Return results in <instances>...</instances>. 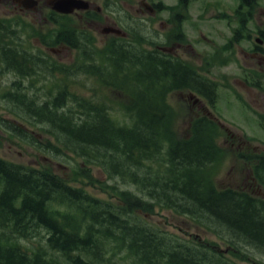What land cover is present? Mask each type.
<instances>
[{
  "label": "trees",
  "instance_id": "obj_1",
  "mask_svg": "<svg viewBox=\"0 0 264 264\" xmlns=\"http://www.w3.org/2000/svg\"><path fill=\"white\" fill-rule=\"evenodd\" d=\"M120 53L131 55L126 49ZM134 57L141 62L121 70L131 84V103L124 105L127 122L113 117L105 102L74 93L67 111L60 109V100L25 106L31 118L49 124L64 147L130 177L150 202L120 191L125 207L113 206L47 170L0 159V264H240L212 245L181 241L140 222L136 211L155 206L196 218L233 244L234 251L239 241L264 252L263 202L247 192L219 188L213 180L220 155L214 122L195 119L187 138L173 132L168 94L192 90L214 102L216 85L165 56ZM11 126L26 137L23 128ZM260 160L257 170L264 169Z\"/></svg>",
  "mask_w": 264,
  "mask_h": 264
},
{
  "label": "rangeland",
  "instance_id": "obj_2",
  "mask_svg": "<svg viewBox=\"0 0 264 264\" xmlns=\"http://www.w3.org/2000/svg\"><path fill=\"white\" fill-rule=\"evenodd\" d=\"M40 1L41 5L37 11L22 14L9 1H0V20L8 30H21L23 27L18 33L20 38L15 37L14 40L16 42L23 40L24 46L28 48L33 42L32 36L30 37L32 26L38 24L43 32L51 28L46 25V18H50L52 12H49L47 0ZM92 1L102 7L100 12L102 19H97L98 23L92 19L89 22V15L82 19L60 18L59 23L67 28L88 32L89 28H94V24L89 26L92 22L100 29L107 25L115 26L114 20L117 23L121 22L129 30L131 28V32L161 42L168 52L176 54L199 70L202 75L216 82L218 99L214 106L203 95L197 93L172 91L168 94L167 99L174 110L171 116L174 135L177 138L184 136L187 138L193 121L207 116L217 127L215 142L220 150L212 170L216 186L245 190L261 196L262 198L258 197L264 201V184L254 170V164L264 157V119L260 118L264 115V89L257 88L256 83L258 80L256 74L264 71V59L255 50L256 39L260 38L259 32L264 30V0H257V5L252 9L249 33L241 42L232 40L235 30L240 25L239 17L236 16L240 0H153L165 7L159 15L138 11L140 0ZM126 28L124 29L128 30ZM100 29L94 36L98 40V45L102 46L108 35L102 34ZM7 43L9 37L0 28V48ZM144 47L151 49L157 46L146 43ZM65 55L67 57L62 60L70 62L72 69L67 84L62 82L64 78L59 74H55L54 80L46 84L42 76L41 82L35 86L24 82L28 87L26 92L34 97L53 101L65 88L88 97L93 95L89 88L96 87L99 91V100L114 104L112 114L118 120L127 122V113L121 104L130 103L129 98L117 91L112 93L108 91L111 98L109 100L103 94L109 85L99 78L98 82L92 78V74L79 76L86 68L81 64L84 59L79 52L71 51ZM96 60L97 58L94 60L92 57L91 62L94 66L97 64ZM98 61L100 65L107 63L104 52L98 55ZM40 75H44V72L42 71ZM6 76L7 73L0 67V121L6 120L23 125L28 133L40 136L44 143L50 141L55 144L54 139L45 133L42 125L29 123L24 114H14V110L18 112L17 107L13 106L12 101L4 99L2 94L14 86V82H5ZM261 80L264 85V77ZM117 83L122 87L120 91H125L131 85L128 83L122 85L121 79L117 80ZM64 103H71V99L65 97ZM62 107L66 108V105ZM0 158L27 167L50 169L70 185L81 188L112 205L115 203L125 207V202L119 197L120 191L124 189L145 198L148 202L151 199L130 177L116 171L115 174H108L100 165L86 163L83 158L64 148L60 151L55 148L47 152L38 151L27 141L12 137L2 126ZM159 164L162 166L160 169H164V163L159 161ZM56 206L62 210L66 208L64 205ZM153 209L137 210L140 222L153 225L183 241L212 245L218 252L237 260L240 264H264V252L252 245L236 241L239 250L234 251L232 246L219 238L214 231L202 226L196 219L164 207L155 206Z\"/></svg>",
  "mask_w": 264,
  "mask_h": 264
},
{
  "label": "water",
  "instance_id": "obj_3",
  "mask_svg": "<svg viewBox=\"0 0 264 264\" xmlns=\"http://www.w3.org/2000/svg\"><path fill=\"white\" fill-rule=\"evenodd\" d=\"M54 6L61 12L69 13L72 12L75 8L85 7L86 4L79 0H54ZM112 30L113 29H111V31Z\"/></svg>",
  "mask_w": 264,
  "mask_h": 264
},
{
  "label": "flooded vegetation",
  "instance_id": "obj_4",
  "mask_svg": "<svg viewBox=\"0 0 264 264\" xmlns=\"http://www.w3.org/2000/svg\"><path fill=\"white\" fill-rule=\"evenodd\" d=\"M146 1H148V0H141V3L142 4H144V3H146ZM12 3L16 6V7H18L20 10H23V8L18 4V3H16L14 0H12ZM21 50H24L23 48H20Z\"/></svg>",
  "mask_w": 264,
  "mask_h": 264
}]
</instances>
